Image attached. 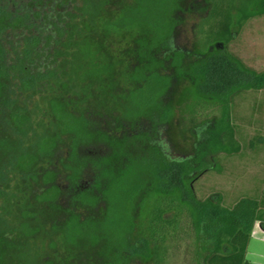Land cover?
<instances>
[{"label": "trees", "instance_id": "trees-1", "mask_svg": "<svg viewBox=\"0 0 264 264\" xmlns=\"http://www.w3.org/2000/svg\"><path fill=\"white\" fill-rule=\"evenodd\" d=\"M10 1L0 0V107L12 106L14 134L18 136L43 125L37 102L52 82L58 85L64 77L73 81L84 72L80 47L87 38L86 26L102 16L110 0H29L15 11ZM45 1L47 6L57 3L58 10L51 9L52 14L42 18ZM127 5L121 15L111 19V25L121 32L141 24L148 36L154 35L144 51L148 62L159 64L161 72L145 80V104L153 105L161 95L160 113L156 126L149 123L148 132L132 137L123 151L130 174H106L96 162L94 174L83 176L79 163L73 168L76 184L69 185L65 193L54 186L51 200L57 207L63 205L62 197L63 206L75 212L95 209L101 198L109 208L105 217L84 221L78 218L80 214L75 217V212L69 211L76 222L67 228L65 241L77 236L90 240L109 229L115 241L122 243L117 264L139 260L169 264L170 254L187 242L190 264H248L256 224L264 231V180L256 194L240 197L230 206L219 194L197 197L195 184L206 171L203 161L207 154L197 151L193 158L178 159L163 149L170 141L171 118L163 102L188 82L196 102L188 112L187 131L196 145L206 140L217 120V135L223 145L213 148L228 155L241 152L232 121L233 103L243 93L264 91V71L246 67L228 46L250 20L264 17V0H131ZM187 14L199 17L198 41L192 49L177 42ZM43 26L48 29L40 31ZM31 101L36 103L33 109L28 108ZM209 110L218 115L205 118ZM0 125L3 132L5 127L11 129L9 120ZM0 147L14 158L25 154L20 139L0 141ZM52 150L44 152L52 157ZM90 155L85 161L92 159ZM212 170L220 171L218 167ZM12 173L11 166L0 159V213L16 198L10 191ZM139 195L142 210L129 219L128 208L134 207ZM39 252L29 251L23 259L37 264Z\"/></svg>", "mask_w": 264, "mask_h": 264}, {"label": "rangeland", "instance_id": "rangeland-1", "mask_svg": "<svg viewBox=\"0 0 264 264\" xmlns=\"http://www.w3.org/2000/svg\"><path fill=\"white\" fill-rule=\"evenodd\" d=\"M127 2L131 0H110L102 16L93 25L87 24V38L80 47L85 70L76 80L64 77L58 85L52 82L43 93L37 102L43 115L41 127L27 129L17 136L12 106L0 107V123L9 120L11 125L4 132L0 128V141L20 139L25 153L14 158L0 147V159L13 171L10 191L16 196L11 207L0 213V264H30L23 257L32 250L40 251L37 264L119 263L117 255L122 243L115 241L109 229L90 240L77 236L67 243V228L72 221L76 222L74 217L70 219V212L75 209L64 207L62 197L59 201L63 205L57 207L51 196L54 186L65 193L69 185L78 182L73 168L79 163L83 176L94 174L96 162L106 174H130L128 164L127 169L125 166L128 161L123 155L125 147L135 135L148 132L149 123L157 124L163 97L159 95L153 105L145 104V80L161 72L159 64L148 62L144 51L154 35L148 36L141 24L121 32L111 25V19L128 7ZM198 22L197 14L186 15L179 27V46L192 49L197 44ZM228 50L246 67L263 72L264 17L250 20ZM195 102L188 82L182 83L170 100H164L171 118L170 141L168 148L163 149L178 159L193 158L197 151L206 152L203 161L206 171L195 184L199 198L219 194L224 204L230 206L240 197L256 194L264 180V91L246 92L234 100L232 121L242 146L241 152L235 155L213 148L223 145L221 135H217V120L206 133V140L203 138L196 145L187 131L190 128L188 112ZM35 105L31 101L28 108L33 109ZM134 108L137 111H132ZM217 115L218 112L209 110L205 118ZM73 119L81 120L73 122ZM199 120L203 119L199 117ZM46 149H53L52 157L45 154ZM89 154L92 159L85 161ZM213 167L220 171H213ZM96 191L102 197L100 188ZM139 199L140 195L134 200V207L128 208L129 219L142 210ZM99 201L95 209L78 210L75 217L80 214L78 218L83 221L87 217L92 220L105 217L109 208L102 198ZM79 243L84 246H78ZM187 244H181L170 254L169 264H190ZM247 260L248 264H264L263 234H253ZM134 264L154 263L139 260Z\"/></svg>", "mask_w": 264, "mask_h": 264}, {"label": "flooded vegetation", "instance_id": "flooded-vegetation-1", "mask_svg": "<svg viewBox=\"0 0 264 264\" xmlns=\"http://www.w3.org/2000/svg\"><path fill=\"white\" fill-rule=\"evenodd\" d=\"M13 1H16V2H18L19 3V6H16V5H14L13 3ZM24 1H26V2H29V0H11L10 1V3H11V7H12V9L15 11L16 9H21V6H22V3H24ZM48 5V1H45V5L43 6V13H42V18H44V16H46V15H51L52 14V10L51 9H56V10H58V8H57V3H54V4H52L51 6L49 5V6H47ZM43 20V19H42ZM49 20H51V17H50V19ZM45 29H48L46 26H43V27H40V31H42V30H45Z\"/></svg>", "mask_w": 264, "mask_h": 264}, {"label": "crops", "instance_id": "crops-1", "mask_svg": "<svg viewBox=\"0 0 264 264\" xmlns=\"http://www.w3.org/2000/svg\"><path fill=\"white\" fill-rule=\"evenodd\" d=\"M256 233L257 235H264V231L260 228V225H256L253 234Z\"/></svg>", "mask_w": 264, "mask_h": 264}, {"label": "built area", "instance_id": "built-area-1", "mask_svg": "<svg viewBox=\"0 0 264 264\" xmlns=\"http://www.w3.org/2000/svg\"><path fill=\"white\" fill-rule=\"evenodd\" d=\"M257 225V224H256ZM259 225V224H258Z\"/></svg>", "mask_w": 264, "mask_h": 264}]
</instances>
